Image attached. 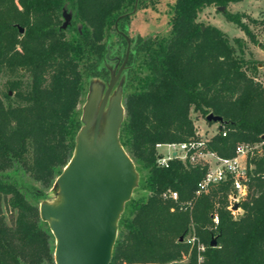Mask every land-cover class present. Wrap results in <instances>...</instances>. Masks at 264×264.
Returning a JSON list of instances; mask_svg holds the SVG:
<instances>
[{
    "label": "trees",
    "instance_id": "obj_1",
    "mask_svg": "<svg viewBox=\"0 0 264 264\" xmlns=\"http://www.w3.org/2000/svg\"><path fill=\"white\" fill-rule=\"evenodd\" d=\"M153 1L0 0V76L6 78L0 89V264H55L54 237L39 203L73 153L86 87L93 78L109 79L108 63L127 45L135 2L139 8ZM238 1L174 0L168 36L130 37L122 71L125 90L133 89L124 96L119 140L140 175L119 217L109 264H171L184 257L187 264H264V84L257 79L260 61L245 56L247 44L259 41L241 19L257 21L227 9ZM208 6L224 7L248 42L199 22ZM64 12L70 20L62 28ZM191 111L205 120L210 112L222 117L206 143L219 156L232 157L239 142L261 144L249 160L236 216L227 208L229 181L196 195L205 168L179 158L157 164V143L195 134ZM168 189L176 199L162 196ZM139 191L146 193L135 196ZM187 234L204 250L198 253Z\"/></svg>",
    "mask_w": 264,
    "mask_h": 264
},
{
    "label": "water",
    "instance_id": "obj_2",
    "mask_svg": "<svg viewBox=\"0 0 264 264\" xmlns=\"http://www.w3.org/2000/svg\"><path fill=\"white\" fill-rule=\"evenodd\" d=\"M136 8L135 2L132 13ZM63 16L61 27L65 28L70 14L64 12ZM127 43L124 62L111 76L103 95L97 86L90 88L73 153L53 184L60 200L39 203L40 219L47 222L54 237L55 264H109L119 217L138 184L135 164L119 140L125 115L122 93L109 97L127 60L128 39ZM206 120L224 123L212 112ZM237 206L235 203L233 209ZM215 244L212 239L210 246Z\"/></svg>",
    "mask_w": 264,
    "mask_h": 264
},
{
    "label": "rangeland",
    "instance_id": "obj_3",
    "mask_svg": "<svg viewBox=\"0 0 264 264\" xmlns=\"http://www.w3.org/2000/svg\"><path fill=\"white\" fill-rule=\"evenodd\" d=\"M174 0H154L152 3H147L142 5L141 7H137L135 11L132 13L130 23L128 25V34L126 36V40H129V48L131 46L130 37H135L136 35H140L142 37L148 36H168L170 32V19L172 16L171 5L173 4ZM228 11L232 13H242L244 12L248 15L249 18L255 19L257 23L253 24L248 21L246 18H242V22L248 24L249 28L254 32L257 40L259 41L257 44H247V49L245 51V56H253L254 58L258 59L262 65L258 66V73L257 79L264 84V53L260 52L259 49H264L262 46L263 36H264V23H261V20H264V0H241L238 2L230 3L227 7ZM67 13V12H65ZM197 20L203 24H211L216 26L221 31L226 33L230 40H233L235 37H239L244 39L248 42V38L245 33L234 23L229 21L225 14L221 11L217 10L214 6H208L202 9L199 12ZM114 41V51L117 50V44L119 39L117 36H113ZM118 40V41H117ZM121 41V40H120ZM128 44V43H127ZM127 45L124 44V52L126 56ZM123 52V53H124ZM257 54L261 55L260 57H256ZM122 53V54H123ZM120 54L117 55V60L114 62L111 60L108 65L110 67V76L115 75L122 63L124 62L125 56ZM124 58V59H123ZM259 63V64H260ZM109 76V77H110ZM125 74L121 71L117 82L114 84L113 90L111 91L110 97H114L118 93L121 94L122 103L124 100V96L126 92L133 89V86L126 89V79ZM6 78L4 76H0V89L4 88V82ZM98 87L100 90V96L103 95L107 88V80L100 79V78H93L89 85L86 87L85 95L82 99V102L79 104L80 110V118L82 116L83 106L88 98V94L90 93V88ZM191 117L194 122L195 130L203 132L207 134V136H212L213 134L217 133L218 131V123H209L205 120V118L198 112L191 111ZM165 152L167 149L165 147L162 148ZM138 172V171H137ZM138 175L139 172H138ZM25 180L30 183L35 184L36 186L40 187V184L34 182L28 176H25ZM138 185V184H137ZM47 197L42 201H47L50 203H57L60 200V194L56 187H52L48 190ZM144 191H139L134 193L135 196L145 194ZM133 194V193H132ZM3 212L5 213L6 217H9L8 211L2 206ZM189 234L186 236V241L188 239ZM188 261L184 257L174 263L171 264H187Z\"/></svg>",
    "mask_w": 264,
    "mask_h": 264
},
{
    "label": "built area",
    "instance_id": "obj_4",
    "mask_svg": "<svg viewBox=\"0 0 264 264\" xmlns=\"http://www.w3.org/2000/svg\"><path fill=\"white\" fill-rule=\"evenodd\" d=\"M221 132L222 135H226L224 128H222ZM210 138L211 136L195 130V134L183 142L157 143L155 146L157 152L156 161L160 166H167L169 160L179 158L184 163L205 168L203 177L197 183L196 195L207 192L211 185L229 181L231 193L228 195L227 208L236 216L242 213L239 205L245 197L253 167L249 160L254 153L259 152L261 144L239 142L236 144L235 154L232 157H222L206 148V143ZM163 147L167 149L165 152L162 150ZM162 196L176 199L177 192L168 189L162 193ZM235 203L238 206L233 209ZM212 221L214 224L218 223L217 214L212 216ZM187 242L191 244L197 242L198 253L204 250V245L194 235H189ZM201 260L202 256L199 254L198 262H201Z\"/></svg>",
    "mask_w": 264,
    "mask_h": 264
},
{
    "label": "flooded vegetation",
    "instance_id": "obj_5",
    "mask_svg": "<svg viewBox=\"0 0 264 264\" xmlns=\"http://www.w3.org/2000/svg\"><path fill=\"white\" fill-rule=\"evenodd\" d=\"M110 78H111V76L109 77V79L107 80V86H108V84H109V81H110ZM119 78V77H118ZM118 78H117V80H118ZM117 80H116V82H117ZM115 82V83H116ZM114 87V86H113ZM107 89V88H106ZM112 90H113V88H112ZM111 90V91H112ZM110 94H111V92H110ZM110 97V96H109ZM108 103H109V99H108V101L106 102V106L105 107H107L108 106Z\"/></svg>",
    "mask_w": 264,
    "mask_h": 264
},
{
    "label": "crops",
    "instance_id": "obj_6",
    "mask_svg": "<svg viewBox=\"0 0 264 264\" xmlns=\"http://www.w3.org/2000/svg\"><path fill=\"white\" fill-rule=\"evenodd\" d=\"M259 51L262 52V53H264V49H259ZM255 55H256V57H260V56H261V55L257 54V52H256ZM259 65H262V64L260 63V64H258V66H259Z\"/></svg>",
    "mask_w": 264,
    "mask_h": 264
}]
</instances>
